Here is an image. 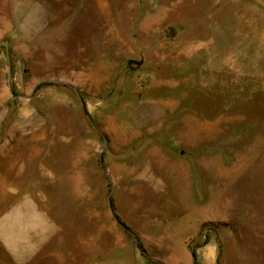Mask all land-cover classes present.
Returning a JSON list of instances; mask_svg holds the SVG:
<instances>
[{
    "label": "rangeland",
    "instance_id": "obj_1",
    "mask_svg": "<svg viewBox=\"0 0 264 264\" xmlns=\"http://www.w3.org/2000/svg\"><path fill=\"white\" fill-rule=\"evenodd\" d=\"M0 167L80 194L83 250L145 260L112 196L152 261L210 206L199 264H264V0H0Z\"/></svg>",
    "mask_w": 264,
    "mask_h": 264
},
{
    "label": "crops",
    "instance_id": "obj_2",
    "mask_svg": "<svg viewBox=\"0 0 264 264\" xmlns=\"http://www.w3.org/2000/svg\"><path fill=\"white\" fill-rule=\"evenodd\" d=\"M20 187L8 179L7 172L0 167V264H111L114 261L129 264L121 256H114L113 252L99 254L96 235L85 241L83 250L80 194L76 197L72 191L63 194L50 192L49 184L46 190H39L42 186L35 183L25 189ZM209 217L210 206L190 223L182 239L188 252L183 260L172 243L163 239L165 235L155 233L159 236L155 239V246L174 248L170 249L169 259L162 261L182 264L184 260H190L193 264L186 239ZM124 244L129 245V240L122 242L121 247L124 248ZM144 259L142 264H154L148 256L145 255Z\"/></svg>",
    "mask_w": 264,
    "mask_h": 264
},
{
    "label": "trees",
    "instance_id": "obj_3",
    "mask_svg": "<svg viewBox=\"0 0 264 264\" xmlns=\"http://www.w3.org/2000/svg\"><path fill=\"white\" fill-rule=\"evenodd\" d=\"M49 83H51V82H41V83H39L37 85V87L45 85V84H49ZM81 103H82V106L84 108V111L87 112L86 106H85L83 100L81 101ZM111 205H112L111 207H112L113 212H114V216H115L118 224L122 227V229L125 232H127L128 234H130L133 237H135L138 247L143 251L144 255H147L145 247H144L143 243L141 242L139 236L133 230H131L130 226L115 212L114 198L112 196H111ZM208 241H209L208 238H205L204 243H207ZM190 249H191V254H192V258H193V263L194 264H199L198 253H197L196 247H190ZM153 262H154V264H162V262L157 261V260H153Z\"/></svg>",
    "mask_w": 264,
    "mask_h": 264
},
{
    "label": "water",
    "instance_id": "obj_4",
    "mask_svg": "<svg viewBox=\"0 0 264 264\" xmlns=\"http://www.w3.org/2000/svg\"><path fill=\"white\" fill-rule=\"evenodd\" d=\"M9 41L7 39L3 40L2 41V44L6 47V50H7V54L9 56ZM108 202H109V205H111V198L110 196L108 197Z\"/></svg>",
    "mask_w": 264,
    "mask_h": 264
}]
</instances>
